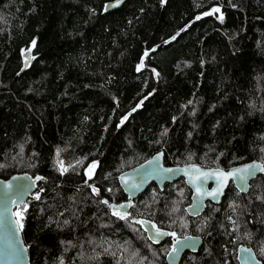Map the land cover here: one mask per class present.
I'll list each match as a JSON object with an SVG mask.
<instances>
[{
	"label": "trees",
	"instance_id": "trees-1",
	"mask_svg": "<svg viewBox=\"0 0 264 264\" xmlns=\"http://www.w3.org/2000/svg\"><path fill=\"white\" fill-rule=\"evenodd\" d=\"M107 1L0 0V178L43 177L17 207L30 264H166L171 241L132 218L200 236L180 264H239V244L264 264V173L197 217L183 178L132 201L118 183L158 151L169 165L264 164V0ZM122 203L128 219L113 215Z\"/></svg>",
	"mask_w": 264,
	"mask_h": 264
},
{
	"label": "water",
	"instance_id": "water-1",
	"mask_svg": "<svg viewBox=\"0 0 264 264\" xmlns=\"http://www.w3.org/2000/svg\"><path fill=\"white\" fill-rule=\"evenodd\" d=\"M113 2L114 0L105 2L103 10L105 9L106 4ZM123 2L124 0H122L117 7L109 8L106 12L119 8ZM34 48L35 45L33 46V43H31L27 48H24L21 51L23 62L19 73L25 71L36 59L37 55L33 53ZM157 156H159V159H156ZM253 162L263 164L258 160H252L231 166L227 169L206 167L196 163L169 165L165 163L164 153L158 151L141 164L122 172L118 176V183L122 191L126 194L127 199L132 201L144 192L151 183H155L160 189H163L166 183H171L179 178H183L185 184L191 190V200L186 207V212L191 217H197L205 210L208 202L214 204L221 203L225 192L231 183L239 192L247 193L250 189L251 181L264 172L257 171L254 177L248 178L245 190H242L243 186L237 178H228L226 182H222L217 176L212 175V173L217 169L229 171L234 168H242L244 165L252 164ZM166 169H171L172 171L167 172L165 171ZM201 173H207L208 175L201 176ZM37 176L42 177L39 174L31 175L28 172H20L14 173L8 178H0V264H30L28 246L24 242L22 230L16 223L19 218L15 213V209L25 204L31 194L35 192L38 184L42 180H36L35 178ZM121 177H123V179H121ZM197 177L200 178L197 179ZM190 179L194 180L195 183H190ZM133 184L139 185V187L133 188ZM218 185L221 188V192L218 193V198L213 199L211 196L204 195V193L211 192L214 188L218 187ZM197 189H199V192ZM110 205L113 207L112 203L109 204V207ZM119 205L125 204L122 203ZM131 221L135 222L136 219L132 218ZM140 221L145 222L144 224H141V226L151 243L160 244L167 238L171 237L172 243L171 248L166 254V264H180L182 257L186 252H197L203 243V239L200 236L192 234L182 237L164 236L158 238V242H155L149 237L155 235V228H153L152 225L155 224L156 227H158V225L147 219H141ZM145 229H147V231ZM160 229L165 232H170L164 228ZM185 237L188 239L185 240ZM176 239L181 241V244L177 245L179 250L178 252L169 255V253L172 252L173 242ZM236 258L239 264H262V261L257 257L254 249L251 246L243 244L237 246Z\"/></svg>",
	"mask_w": 264,
	"mask_h": 264
},
{
	"label": "snow or ice",
	"instance_id": "snow-or-ice-1",
	"mask_svg": "<svg viewBox=\"0 0 264 264\" xmlns=\"http://www.w3.org/2000/svg\"><path fill=\"white\" fill-rule=\"evenodd\" d=\"M121 2H122V0H114L113 3L106 4L104 10L107 11L109 8L117 7ZM162 2H163V0H162ZM219 11L220 10L218 8H213L212 12L205 13V15H211V14L219 12ZM197 19H199V17H197ZM219 19H221V21H222L223 17L220 16ZM173 39H175V37H173ZM34 45H35V41H33V46ZM146 55H147V53H145V56ZM142 67H143V62H141V64L137 66V71H140ZM153 71H155V70H153ZM133 111H135V109H133ZM126 119H127V116H125L121 120V124H123L124 120H126ZM262 151H264V149H262ZM156 159H159V156H157ZM95 168H96V163H92V164L88 165L89 179H91V176L94 173ZM165 171L171 172L172 170L171 169H166ZM257 171L264 172V164H257L255 162H253L252 164L244 165L242 168H234V169H231L229 171H224L222 169H217L214 173H212V175L217 176L218 179L220 181H222V182H226L228 180V178H237L238 181L240 182V184L243 186L242 190H245L246 189L247 179L250 178V177H254L256 175ZM207 175H208L207 173H201V176H207ZM199 178L200 177H197V179H199ZM35 179L36 180H41V179H43V177L37 176ZM121 179H123V177H121ZM189 182L190 183H195V181L191 180V179H190ZM89 187H92V191L94 193L99 194V189L98 188H95L92 185H89ZM132 187L133 188H138L139 185L133 184ZM109 191H110V189H109ZM197 191L199 192V189H197ZM220 192H221V188L218 185V187L214 188L211 192L204 193V195L211 196L213 199H216V198H218V193H220ZM39 198H40L39 194H37L36 195V199H39ZM103 203L108 204V201L104 200ZM130 206H131L130 204L116 206L113 209V215H117L120 219H128L130 214L127 213V212L121 213L118 209L119 208L130 207ZM110 207H112V206L110 205ZM174 211H178V209H174ZM17 215L20 216V219L17 220L16 223L19 225V228L22 230L23 229V223L21 221H22L23 217H22L21 213H17ZM135 223L144 224L145 222L144 221H135ZM152 227L155 228V235L154 236H150L149 238L153 239L155 242H158V238H161V237H164V236H173V237L176 236L175 232H165L162 229L156 227L155 224H153ZM145 230L147 231V229H145ZM187 239L188 238L185 237V240H187ZM180 244H181V241L179 239L174 240L173 247H172V252L169 253V255H172V254L178 252L179 249L177 248V245H180ZM183 246H188V245H183ZM247 251H250V250H247ZM261 251H262V253H264V248H262Z\"/></svg>",
	"mask_w": 264,
	"mask_h": 264
},
{
	"label": "rangeland",
	"instance_id": "rangeland-1",
	"mask_svg": "<svg viewBox=\"0 0 264 264\" xmlns=\"http://www.w3.org/2000/svg\"><path fill=\"white\" fill-rule=\"evenodd\" d=\"M59 168L62 169V170H65L66 167H65V166L63 165V163L61 162V163L59 164ZM17 213H19V212L17 211Z\"/></svg>",
	"mask_w": 264,
	"mask_h": 264
},
{
	"label": "built area",
	"instance_id": "built-area-1",
	"mask_svg": "<svg viewBox=\"0 0 264 264\" xmlns=\"http://www.w3.org/2000/svg\"><path fill=\"white\" fill-rule=\"evenodd\" d=\"M61 170H62V169H61ZM35 195H36L35 193H32V194H31L32 197H34ZM17 211L19 212V210L16 208V209H15V213H16V215H17ZM17 217L19 218L20 216L17 215Z\"/></svg>",
	"mask_w": 264,
	"mask_h": 264
},
{
	"label": "flooded vegetation",
	"instance_id": "flooded-vegetation-1",
	"mask_svg": "<svg viewBox=\"0 0 264 264\" xmlns=\"http://www.w3.org/2000/svg\"><path fill=\"white\" fill-rule=\"evenodd\" d=\"M151 184H152V183H151ZM167 239H169V240L171 241V243H172V239H171V237H169V238H167ZM167 239H166V240H167ZM166 240H165V241H166ZM170 248H171V244H170ZM170 248H169V249H170ZM168 251H169V250H168ZM186 253H188V252H186ZM186 253H185V254H186ZM190 253H193V252H190ZM194 253H196V252H194ZM166 254H167V253H166ZM183 256H184V255H183ZM182 258H183V257H182Z\"/></svg>",
	"mask_w": 264,
	"mask_h": 264
},
{
	"label": "bare ground",
	"instance_id": "bare-ground-1",
	"mask_svg": "<svg viewBox=\"0 0 264 264\" xmlns=\"http://www.w3.org/2000/svg\"><path fill=\"white\" fill-rule=\"evenodd\" d=\"M198 236V235H197Z\"/></svg>",
	"mask_w": 264,
	"mask_h": 264
}]
</instances>
